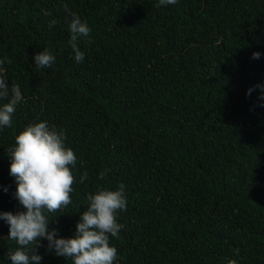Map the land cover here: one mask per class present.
I'll list each match as a JSON object with an SVG mask.
<instances>
[{
	"label": "trees",
	"instance_id": "16d2710c",
	"mask_svg": "<svg viewBox=\"0 0 264 264\" xmlns=\"http://www.w3.org/2000/svg\"><path fill=\"white\" fill-rule=\"evenodd\" d=\"M64 4L91 29L79 63ZM158 5L0 0V76L23 97L0 130V213L25 211L9 149L46 121L77 156L72 203L45 213L56 238L74 237L89 194L123 184L114 264H264V0ZM45 49L55 63L38 69ZM8 235L0 219V264L17 248ZM40 244V264H72Z\"/></svg>",
	"mask_w": 264,
	"mask_h": 264
},
{
	"label": "clouds",
	"instance_id": "9594fccd",
	"mask_svg": "<svg viewBox=\"0 0 264 264\" xmlns=\"http://www.w3.org/2000/svg\"><path fill=\"white\" fill-rule=\"evenodd\" d=\"M178 0H159V5H175ZM65 13L71 17L68 25L70 32L69 45L75 54L76 62H82L84 53L78 47L81 38H88L90 27L87 22L71 12L67 4L63 5ZM50 16V12H44ZM57 23L49 22V27ZM260 53L252 54L259 59ZM38 69L49 68L55 63V56L47 49L34 57ZM4 60H0V65ZM8 63H11L9 60ZM261 91L260 99L264 100V85H256ZM253 89L248 90L250 95ZM0 100L8 102L0 106V130L12 126L15 108L23 100L20 87L0 76ZM64 130L49 127L47 122H38L27 126L15 137V146L9 149L10 175L15 177L17 188L15 197L25 211L0 213V219L9 225L8 239L16 242L17 248L9 253L12 264H40L42 256L35 254L46 240L49 251L57 257L71 260L72 264H114L117 260V249L110 246V237L119 238L123 225L117 222L118 212L126 211L127 198L124 185L118 191L99 189L87 197L88 207L80 215L73 238H56L55 229L49 230V219L45 213L58 212L72 203L71 193L76 179L72 168L76 166L77 156L72 149L65 146ZM101 172L99 178L103 179ZM87 178L85 173L80 183ZM7 191V189H5ZM34 246V247H33ZM229 264H237L230 260Z\"/></svg>",
	"mask_w": 264,
	"mask_h": 264
}]
</instances>
